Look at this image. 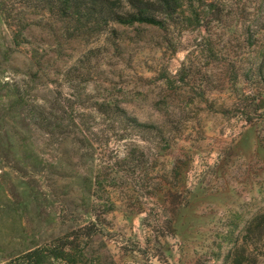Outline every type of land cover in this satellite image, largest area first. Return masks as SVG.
<instances>
[{
	"label": "rangeland",
	"instance_id": "374dc122",
	"mask_svg": "<svg viewBox=\"0 0 264 264\" xmlns=\"http://www.w3.org/2000/svg\"><path fill=\"white\" fill-rule=\"evenodd\" d=\"M107 1L19 36L0 16V264L71 241L76 264H264V0L164 29Z\"/></svg>",
	"mask_w": 264,
	"mask_h": 264
},
{
	"label": "trees",
	"instance_id": "16d2710c",
	"mask_svg": "<svg viewBox=\"0 0 264 264\" xmlns=\"http://www.w3.org/2000/svg\"><path fill=\"white\" fill-rule=\"evenodd\" d=\"M99 0H0V16L10 25L14 35H22L31 23L28 16L53 14L58 21H74L78 17L79 9L83 7L90 11L89 5ZM103 1V0H101ZM105 2L108 3L107 0ZM185 3L206 4L205 0H129L128 4L132 13L121 14L109 7V14L105 21L124 27L134 25H146L164 29L166 22L172 18V14L181 9ZM12 22V25L9 24ZM16 37V36H15ZM103 113L99 109L97 110ZM121 116L125 113L119 110ZM252 223L247 230L250 233ZM76 248L73 242L60 246L36 248L13 258L3 264H76L74 253ZM245 249L233 247L229 250L226 259L234 258L239 253L244 255ZM233 264V263H231ZM236 264H241L236 261Z\"/></svg>",
	"mask_w": 264,
	"mask_h": 264
},
{
	"label": "water",
	"instance_id": "95a60500",
	"mask_svg": "<svg viewBox=\"0 0 264 264\" xmlns=\"http://www.w3.org/2000/svg\"><path fill=\"white\" fill-rule=\"evenodd\" d=\"M263 103V102H262Z\"/></svg>",
	"mask_w": 264,
	"mask_h": 264
}]
</instances>
